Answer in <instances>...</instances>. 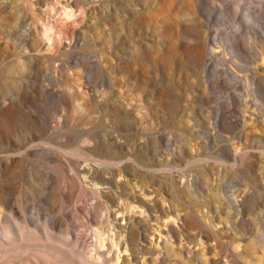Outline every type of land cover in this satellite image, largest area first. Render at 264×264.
<instances>
[{
  "label": "rangeland",
  "instance_id": "1",
  "mask_svg": "<svg viewBox=\"0 0 264 264\" xmlns=\"http://www.w3.org/2000/svg\"><path fill=\"white\" fill-rule=\"evenodd\" d=\"M19 1L27 18L20 35H34L35 58L23 96L16 91L21 82L14 74L25 68L7 66L11 74L0 84V226L26 222L42 231L51 220L55 233L67 237L69 229L71 238L91 247L94 231L86 216L96 199L88 194L80 201L76 191L63 216L61 198L70 193L65 181L75 170H90L107 160L103 151L84 143L86 137L92 143L99 136L108 144L125 139V152L138 151L143 163L161 170L143 179L136 166L123 165L113 188L124 192V202L153 206L156 195L164 209L174 207L181 216H191L182 237L174 241L165 235L168 227L160 228L155 221L162 210L123 213L126 219L119 224L141 219L146 227L158 228L150 233L160 236L156 242L165 256L161 264H183L184 257L189 262L195 249L202 259L203 247L192 245L198 228L195 213L210 224L209 245L223 251L216 257L223 264H228L224 252L230 238L240 241L241 248L234 251L245 264H264V56L256 58V50L264 47V0H47L39 5L42 13L35 0ZM66 1L75 5L73 14L62 9ZM9 5L0 0L4 11ZM146 5L158 12L150 27H138L131 12ZM193 15L197 24L191 21ZM124 16L130 19L123 22ZM139 18L144 22V16ZM47 19L51 24L41 25ZM44 30L51 33L48 48ZM1 35L0 49L9 51L12 42ZM253 69L261 77H253ZM68 77L72 90L65 85ZM83 99L88 101L85 112L77 109ZM101 104L111 113H132L131 138L113 130L112 114L95 121L92 113ZM101 123L111 129L99 127ZM204 128L210 138L205 147L203 136L196 133ZM195 151L208 157V169H197L202 190L190 185L189 162ZM240 154L242 164L237 165L234 157ZM115 170L108 169L113 176ZM210 205L213 214L208 213ZM77 206L84 211L72 216ZM113 224L120 231L118 220ZM168 226L178 229L182 222L170 221ZM151 241L148 234L139 244L150 248ZM49 251L47 257L41 254ZM49 251L39 242L6 253L0 249V264H35L36 256L51 264H78L67 250ZM125 256L127 261L121 258L120 264L131 263ZM210 256L205 254L206 259Z\"/></svg>",
  "mask_w": 264,
  "mask_h": 264
},
{
  "label": "bare ground",
  "instance_id": "2",
  "mask_svg": "<svg viewBox=\"0 0 264 264\" xmlns=\"http://www.w3.org/2000/svg\"><path fill=\"white\" fill-rule=\"evenodd\" d=\"M4 1L5 2L9 1L10 5L8 8L9 11H4L2 8H0V34H2L4 38L10 39L12 43L9 44V49H10L9 51L6 50L4 51L0 49V84L2 83L5 77L11 74V71L9 70V68H7V66H16L18 67V69L19 67L25 68V71L17 70V73L14 74L16 79L21 82V85L16 89V91L18 95L23 96L24 95L23 93H25L26 87L29 83L28 80L29 79L28 76L30 72L29 70H32L33 60L35 58L31 54L35 50V37L34 35L29 34L27 35V37L22 38L20 35L21 30L25 29L27 22V18L24 16L23 11L19 8L20 1L19 0H4ZM46 1L47 0H35V4L38 5L39 13H42L41 10L39 9L40 8L39 5H43ZM131 1L137 2L139 0H131ZM198 1L199 0H196V3ZM74 2H76V0H74ZM63 7L62 9L66 10L65 12L68 14H73V11L75 10V5L68 1L65 2V8ZM143 8L144 9L141 11L140 8L135 7L133 8L131 14L132 16L137 17L136 24L138 25V27H141L144 24L150 27V25H152L151 22H153L154 17L156 16L155 14L158 12V8H156V6H149V5H146ZM194 15L193 17H191V21L197 24V19L194 17ZM140 16L145 17L144 22L142 21V19L139 18ZM245 16L247 18H250V14L245 13ZM48 18H52V16L48 15ZM127 19L129 20L130 17L124 16L122 18V21L125 22L127 21ZM32 24L37 26V23L34 21L32 22ZM49 24H51V21L47 19L46 22L42 23L41 25L45 26ZM6 29L10 32H7ZM85 34L86 33H84V37L82 39L83 42L85 41ZM42 36L44 40L47 42L46 44L48 48L50 46L48 42L51 33H49V31L47 30H44L42 31ZM79 38L80 36H78V39ZM13 40H17L19 44H16V42ZM214 44L215 47H213V49L211 50L212 55L216 53V43ZM21 47L22 49H20ZM259 48L260 49L256 50L257 51L256 58L258 60L261 59L263 60L262 57L264 56V47L263 48L259 47ZM25 50H27L30 54L26 55ZM50 59L51 60L53 59L52 56H50ZM252 71L254 72L253 77H261V75L258 74L257 70L253 69ZM68 79L69 77L66 78L65 85L67 89L72 90L73 87L72 85L70 86V84H68ZM82 95L83 94L81 92H76V96H82ZM100 106L101 107L99 109L95 110L92 113L95 121L101 122V120L104 119L106 116L112 114V118H113L112 124L114 125L112 128L114 131L118 132L120 135L124 136L125 138H131L134 135L135 122L133 119V115L130 111L124 110L123 112L111 113V110L105 105L101 104ZM77 109L83 112L87 111L88 101L83 99L82 102L77 106ZM225 126L226 125L223 124V129ZM99 127L111 129L108 126H103L102 123ZM205 130L206 129L204 128L203 130L196 131L198 135L203 136L204 147L207 146V143L210 139L209 135L207 134V131ZM84 143L87 144L88 146H92L94 149L103 151L105 153V156H107V160L103 163H98V165L93 166L92 168H90V170L84 169V170L74 171V175L71 178H69L67 181H65L66 187L70 190V193L62 195L61 210L63 216H66L67 214L65 212L68 210L70 206L71 196L72 194L76 193V191H78L77 195L80 201L82 200L81 197H85L88 194L89 196L91 195L94 199H96L95 204H93L92 206L93 209H90L86 216L87 217L86 221L89 223L91 227H93V231H94L95 241L93 245H91V247H86L77 238L74 240V238H71V236H69L70 234H72L69 229H67L66 231V234L68 235L67 237L65 236L64 233L61 234L55 233L54 231L55 223L50 220V222H48V224L44 227V230L42 231L39 229V226H35L34 229H30L29 225H27L26 222H22L21 225H17L16 227L13 228L10 226L9 227L0 226V249H3L4 253H6L9 250L14 249L16 247L27 245L32 242H39L42 245H44V247L47 248L48 251L54 249L55 247H57L59 250H64V251L67 250L78 264H120V262L123 261V258L125 261H127V256H125V253L126 255H129L131 257L130 264L163 263L165 260L164 258L165 256L162 253L161 249H158V245L156 242L160 236H155L153 233H150L151 231L159 232L158 228L153 229L152 227H146L144 225V221L141 219H135L134 223H128V221H126L125 224H119L120 221H124L126 219L123 216V213L132 212L133 214L139 213V215H141V212L135 211L138 208L144 210V212L154 211L160 213L162 210V213L159 214V218H156L155 221H157V225L160 228L168 227V230L165 232V235L167 237L170 236L171 238L174 239V241L182 237L183 226L186 223H188L189 217L191 216L188 214H184L183 216H181L179 213L180 211L174 209V207L170 208V210L164 209L159 204L156 195L154 196L153 206H150L148 204L142 205L134 201L125 203L124 199L126 198H124L125 195L124 192H117L116 189L113 188L114 187L113 182H115L114 179L115 177L121 175V172L123 170L122 168L123 165L129 164L130 166L133 167L136 166V169L141 171L139 172L141 173V177L143 179L149 176L148 174L156 175V173L159 172L161 168H158L155 165L143 163L141 161L140 152L138 151L136 152L133 151L134 153H132V155L129 154L128 152H125V149L128 146L127 141L125 139L122 144H117L113 142L111 144H108L99 136L92 143H90L89 139L86 137L84 139ZM142 145H143L142 147H145V143H142ZM245 151H247L246 148ZM191 153L192 155L189 164L191 167L190 172L192 173V180L190 181V185L194 187V190H202L204 182L201 173L197 169L201 167L205 168L206 170L208 169V164H207L208 157L206 156V154L199 153L197 151H195L194 154L193 152ZM73 155L85 157L79 154L78 152L73 153ZM248 155L249 154H247L246 156ZM234 163L235 164L237 163V165L239 163L242 164L241 154L239 156L234 157ZM232 165L233 164H231V166ZM108 169H117V171L115 170V175L113 176L110 173V171H108ZM144 170L147 172H145ZM111 172L114 173L113 171ZM106 173L109 174L108 177H104ZM103 186H108L109 188H103ZM233 192L234 194L236 193L235 191ZM152 193L149 194L152 195ZM74 208L75 210H73L71 213L72 216H78L79 213L78 211L81 212L84 211V208L82 207L77 206ZM214 209L216 210L217 208ZM212 210H213V206L210 205V209L208 208V213H211ZM119 215H121L120 219H118ZM193 216H192V218H194L193 221H196V223L198 224V228L196 230L194 240H192V245L193 248L196 247H203V248H201L200 251L202 258L201 260H200V254L196 249L190 252V259L196 260L201 264H209V262L210 264H223L220 260L216 258L219 255H223V251L218 249L217 244L214 247H210L209 245L211 241V237L208 233V227H210V224L209 226L206 224L207 222L204 215L199 217L195 213ZM212 216L214 217V215ZM129 219L130 218H128V220ZM159 219H160V225L158 223ZM114 220H118V224H119L118 228L120 229V231L118 232L114 230L115 229V225L113 224ZM161 220L163 224H161ZM175 220L176 221L180 220L182 222V226H179L178 229H175L172 226H168V223L170 221H175ZM40 233L44 234V238L41 237ZM148 234L151 235L152 238H154V243H152V241L149 242L151 245L150 248H147L146 246L144 247L140 246L139 243L142 241V239H147ZM239 242L240 241L238 239L230 238V244H226L227 250L224 252V254L225 257L227 258L228 264H245L242 261V254L239 252H235L237 249L241 248ZM235 243H237V245H235V247L231 249L230 245ZM165 244L169 245L170 241L167 240ZM168 251L172 252L173 249L168 247ZM50 252L51 251H49L48 254L46 252H43L41 254L47 257V255H49ZM205 254H210L211 255L210 258L206 259ZM245 254L248 257L250 256L248 252H246ZM147 255H149V257H147ZM51 257L52 259L54 258V256ZM34 260H35V264H51L50 263L51 261L48 258L47 259L44 258L43 256H36ZM190 261L188 262V260L184 257L183 260H181V263L191 264Z\"/></svg>",
  "mask_w": 264,
  "mask_h": 264
}]
</instances>
